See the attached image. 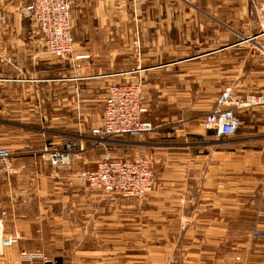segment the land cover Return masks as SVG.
Masks as SVG:
<instances>
[{"label": "crops", "instance_id": "1", "mask_svg": "<svg viewBox=\"0 0 264 264\" xmlns=\"http://www.w3.org/2000/svg\"><path fill=\"white\" fill-rule=\"evenodd\" d=\"M72 15L73 49L62 58L46 51L30 18L9 16L0 147L14 154L0 164V211L4 236L17 242L0 264H18L21 252L59 264H262L254 173L264 108L237 110L242 124L231 137L204 122L226 87L239 98L264 93V0H74ZM121 82L142 83L143 118L156 128L99 140L107 91ZM72 141L83 160L54 168L42 156L45 145L65 150ZM139 151L155 178L141 200L79 179L107 154Z\"/></svg>", "mask_w": 264, "mask_h": 264}, {"label": "built area", "instance_id": "2", "mask_svg": "<svg viewBox=\"0 0 264 264\" xmlns=\"http://www.w3.org/2000/svg\"><path fill=\"white\" fill-rule=\"evenodd\" d=\"M73 3L74 0H32L20 8L23 16L37 24L46 51L57 58L69 55L73 49ZM8 26L9 16L4 12L0 14V66L13 63L5 48ZM260 48L264 54V44ZM143 92L141 82H121L109 87L99 140L111 137L142 138L155 130L154 121L143 118L148 111L143 101ZM259 107L264 108V93H253L239 98L234 96L233 88L229 86L220 93L217 107L207 114L204 125L208 129L216 130L221 137H231L242 124L236 115L237 110ZM84 150L82 146L77 148L76 142L72 141L65 150L45 145L42 156L48 157L54 168H60L83 160ZM13 154L10 147H0V164L9 162ZM79 179L90 189L126 200H141L155 190L152 161L143 151L131 158H115L107 154L97 163L95 170L80 172ZM5 218L6 213L0 211V258L3 257L5 249L17 242L16 237L4 236ZM252 236L256 239L261 237L257 231ZM36 260H43L45 264H59L34 252H21L18 264H34Z\"/></svg>", "mask_w": 264, "mask_h": 264}, {"label": "rangeland", "instance_id": "3", "mask_svg": "<svg viewBox=\"0 0 264 264\" xmlns=\"http://www.w3.org/2000/svg\"><path fill=\"white\" fill-rule=\"evenodd\" d=\"M14 2L15 1H18V0H13ZM7 13L8 16H10L12 13H17L19 15L20 18L23 19L24 21V17L21 15L20 13V8H14V9H4L2 6H1V3H0V14L2 13ZM11 22V21H10ZM10 22H9V26L10 27ZM30 22V21H29ZM9 30V28H8ZM261 124L262 127H261V131H264V117H262L261 119ZM258 165L259 167L257 168V170L255 171L254 175L258 178V182H259V194H258V200L257 202H255L254 206L257 208V213L255 214V217L257 215H259L257 218H258V225L261 223H264V151L261 153V157H260V162H258ZM254 221L253 220V223H252V226H254ZM262 264H264V259H261L260 260ZM252 264H255V263H252Z\"/></svg>", "mask_w": 264, "mask_h": 264}]
</instances>
